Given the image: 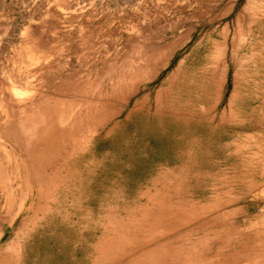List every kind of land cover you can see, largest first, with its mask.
<instances>
[{
    "label": "rangeland",
    "instance_id": "obj_1",
    "mask_svg": "<svg viewBox=\"0 0 264 264\" xmlns=\"http://www.w3.org/2000/svg\"><path fill=\"white\" fill-rule=\"evenodd\" d=\"M0 264H264V0H0Z\"/></svg>",
    "mask_w": 264,
    "mask_h": 264
},
{
    "label": "bare ground",
    "instance_id": "obj_2",
    "mask_svg": "<svg viewBox=\"0 0 264 264\" xmlns=\"http://www.w3.org/2000/svg\"><path fill=\"white\" fill-rule=\"evenodd\" d=\"M225 44V43H224ZM223 44V46L225 47V45ZM221 48V47H220Z\"/></svg>",
    "mask_w": 264,
    "mask_h": 264
}]
</instances>
